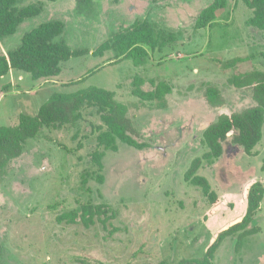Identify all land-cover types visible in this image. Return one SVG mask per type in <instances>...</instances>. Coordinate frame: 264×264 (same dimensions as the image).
I'll list each match as a JSON object with an SVG mask.
<instances>
[{"label": "rangeland", "instance_id": "obj_1", "mask_svg": "<svg viewBox=\"0 0 264 264\" xmlns=\"http://www.w3.org/2000/svg\"><path fill=\"white\" fill-rule=\"evenodd\" d=\"M214 0H23L19 9L41 8L26 19L14 35L0 39V54L18 49L23 37L50 22H62L57 39L71 51L89 55L62 65L57 78L34 80L12 70L0 82V127H17L21 115L36 116L55 93H74L89 87L113 91L129 108L138 131V150L119 143L106 153L102 174L91 160L101 121L95 111L84 120L61 129L44 128L27 142L23 155L0 171V264H179L201 259L219 232L244 215L245 188L264 181L263 138L246 155L233 143L232 132L223 143V156L213 165L205 161L198 175L218 195L211 205L200 187L186 182L192 162L208 151L203 144L207 128L222 114L241 113L256 106L253 90L237 89L230 81L239 75L264 72V31L251 28L253 16L243 0H228L215 23L203 30L195 25L202 10ZM149 21L156 32L175 34L163 51L149 53L146 65L133 60L116 62L113 51L93 53L137 21ZM136 76L153 84L169 83L173 92L164 108L132 95ZM217 87L224 105L212 107L207 87ZM81 147V148H80ZM88 176L87 185L83 175ZM107 205L115 218L96 219L87 228L60 220L81 212L83 205ZM251 228L257 235L236 251L237 237L226 238L215 253L214 264H264V200Z\"/></svg>", "mask_w": 264, "mask_h": 264}, {"label": "trees", "instance_id": "obj_2", "mask_svg": "<svg viewBox=\"0 0 264 264\" xmlns=\"http://www.w3.org/2000/svg\"><path fill=\"white\" fill-rule=\"evenodd\" d=\"M23 0H0V39L14 35L17 28L28 18L41 13V8L27 6L19 9L18 3ZM51 2L57 0H48ZM89 4L92 0H80ZM253 16L248 25L256 30L264 31V0H243ZM228 7V0H214L213 3L202 10L196 21L195 29L203 30L211 27L218 16V12ZM62 22L43 24L29 33L23 39L20 47L7 55L0 54V82L12 70L26 72L34 80L57 78L62 74V65L72 58L89 55L88 50L71 51L65 43L57 42L64 33ZM176 41L175 34L164 35L156 32L149 21H137L125 32L117 34L108 40L93 53L94 57H103L106 52L115 53L116 62L133 60L135 66L147 64L149 53L163 51V49ZM264 58V55H263ZM237 89L253 90V99L256 106L241 113L232 115L222 114L214 124L210 125L203 135V144L208 151L202 158L195 159L185 175L187 183L200 187L211 205L218 204V195L212 190L210 183L198 175L205 161L213 165L224 153L223 143L232 132L237 134L233 143L244 148L246 155L257 157L256 147L262 141L264 127V72L255 71L234 77L230 81ZM145 80L136 76L133 81L132 95L146 103H155L164 108L167 96L173 92L172 86L167 82L153 84V90L145 91ZM205 97L212 107L224 105V98L217 87L209 86ZM91 109L99 117L101 124L93 127L96 137V149L91 160L97 168L96 180L105 183L102 172L105 165L103 159L108 152L119 151V143L126 144L138 150H144L145 145L136 140L138 131L129 117L127 105L116 100L115 92L98 87H89L74 93H55L40 108L34 117L21 115L17 127H0V171L12 161L20 158L28 141L36 139L44 128L61 129L66 126H76L84 120V111ZM81 148V147H80ZM88 176L83 175V183L87 185ZM264 200V181L253 182L245 188V203L247 205L244 215L228 228L218 233L215 241L211 243L205 256L201 259H186L179 264H214L215 253L226 238L237 237L236 251L241 252L245 240L257 235L258 228H251V224L259 212ZM103 222L116 217L113 209L107 205H83L81 212L63 215L60 220L68 219L77 223L80 219L85 227L89 228L96 223V219Z\"/></svg>", "mask_w": 264, "mask_h": 264}]
</instances>
